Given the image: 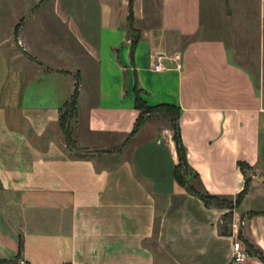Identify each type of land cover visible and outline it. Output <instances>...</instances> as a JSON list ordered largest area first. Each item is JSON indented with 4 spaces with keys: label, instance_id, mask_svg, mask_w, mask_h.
Segmentation results:
<instances>
[{
    "label": "crops",
    "instance_id": "crops-1",
    "mask_svg": "<svg viewBox=\"0 0 264 264\" xmlns=\"http://www.w3.org/2000/svg\"><path fill=\"white\" fill-rule=\"evenodd\" d=\"M42 7L52 17L20 33L39 62L10 56L13 31L0 24V257L22 241L27 264H233L239 239L248 263L264 264L246 244L264 251V88L223 39L199 35L201 0H161L146 20L155 9L134 0L133 21L131 0ZM78 79L85 122L73 137L89 157L71 154L60 125ZM138 95L180 108L190 165L213 195L247 187L240 205L208 206L178 183L170 119L131 136Z\"/></svg>",
    "mask_w": 264,
    "mask_h": 264
},
{
    "label": "rangeland",
    "instance_id": "rangeland-1",
    "mask_svg": "<svg viewBox=\"0 0 264 264\" xmlns=\"http://www.w3.org/2000/svg\"><path fill=\"white\" fill-rule=\"evenodd\" d=\"M35 1L36 0H0V24L4 30L13 31L11 41L8 43V46H11L8 52L12 57L16 51H21L30 59L38 61L37 56L32 54L29 50H26L27 46L24 45L20 39V33L24 30L25 24L27 25L29 22H34L36 18L46 22L45 19L48 17V15H44L48 7H42V3H49L51 0H40L38 8L35 7L36 10H33L31 13L29 8L35 6ZM160 2L161 0H144L146 9H155H151V11L144 10L145 20L152 14L155 16L158 14L157 10L159 9ZM201 2L203 25L199 35L223 39L230 51H232L236 61L246 66L254 74L258 86L264 88V26L260 18V0H201ZM229 8L231 12H228ZM51 15L52 11L49 17ZM14 23L16 24L15 29L12 27ZM47 25L49 29L56 30V28L51 27L49 24ZM58 28L61 34L67 39L66 36L69 33L65 27L63 28L59 25ZM45 68L52 70L48 67ZM76 91V113L70 119V131L73 136L75 133L76 136H78L79 130H75V128L80 127L81 130L82 124L84 125L85 122L84 117L79 120L81 114L79 105V79L76 82ZM62 136L66 148L74 152L71 153L72 155H76V157L82 156L83 153L90 156L94 155L91 153L92 150L80 147L77 141L76 145L80 150H74L68 142L63 129ZM230 214L226 219L231 218ZM229 219H227V221ZM18 263L27 264L25 260H19ZM233 264L241 263L234 261Z\"/></svg>",
    "mask_w": 264,
    "mask_h": 264
},
{
    "label": "trees",
    "instance_id": "trees-1",
    "mask_svg": "<svg viewBox=\"0 0 264 264\" xmlns=\"http://www.w3.org/2000/svg\"><path fill=\"white\" fill-rule=\"evenodd\" d=\"M133 3L134 0H131V13H130V21H133ZM131 29L135 31L133 25ZM139 35H137L134 39V45L138 42ZM76 97L77 91L75 89L74 94L60 109L61 118H60V125L61 128L64 130L66 134V138L68 142L71 144L74 150H80V148L76 145V140L74 139L71 131H70V119L76 113ZM136 106L138 109H141V113L138 117L136 122V126L131 134L133 137L141 128V126L148 120L153 118L159 119H170L173 122V126L175 128V136L174 139L177 144V150L179 154V163L176 165L175 168V177L179 184L184 186L191 194L200 197L208 206H217V207H224L233 209L235 206L240 205L244 196L247 193V187L242 191L236 200H230L227 198H222L217 195H213L206 188L204 187L202 180L200 178V174L196 171L189 163L188 160V149L183 142V138L181 136L180 126H179V117L181 110L179 107L170 104H162L157 106H150L148 105L141 96L138 95ZM87 149V148H85ZM76 150V151H77ZM88 150V149H87ZM93 154V152L91 151ZM90 155L83 153L80 157H89ZM240 167L242 170L246 171L250 166L243 161L239 162ZM264 213V212H262ZM247 250L252 254L258 257L260 260L264 262V251L261 249L256 248L253 244L249 241H246ZM23 251V242L21 241L19 254L17 257L12 259L2 258L0 257V264H19L18 261L20 259V255Z\"/></svg>",
    "mask_w": 264,
    "mask_h": 264
},
{
    "label": "built area",
    "instance_id": "built-area-1",
    "mask_svg": "<svg viewBox=\"0 0 264 264\" xmlns=\"http://www.w3.org/2000/svg\"><path fill=\"white\" fill-rule=\"evenodd\" d=\"M157 69H161L162 65L158 63L156 65ZM250 254L243 249L241 241L235 240L233 244V259L234 261L241 263V264H246L250 260Z\"/></svg>",
    "mask_w": 264,
    "mask_h": 264
},
{
    "label": "water",
    "instance_id": "water-1",
    "mask_svg": "<svg viewBox=\"0 0 264 264\" xmlns=\"http://www.w3.org/2000/svg\"><path fill=\"white\" fill-rule=\"evenodd\" d=\"M228 12H231L230 8L228 9Z\"/></svg>",
    "mask_w": 264,
    "mask_h": 264
}]
</instances>
